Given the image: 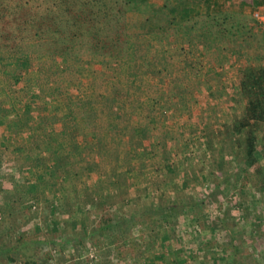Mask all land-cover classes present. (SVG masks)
<instances>
[{
	"label": "trees",
	"instance_id": "16d2710c",
	"mask_svg": "<svg viewBox=\"0 0 264 264\" xmlns=\"http://www.w3.org/2000/svg\"><path fill=\"white\" fill-rule=\"evenodd\" d=\"M258 2L259 0H14V3L10 4V2L0 0V61L9 58L16 62L11 66L13 68H3L5 73L0 74V89H2L0 111L4 102L2 96L8 90L20 91L22 95H27V92L32 90V84L35 82L29 79V82L33 83L30 87H26L28 82L23 77L20 66V64L26 66L28 62L26 57L31 55L38 62L37 72L40 74L49 70V63L46 61L49 57L58 58L64 62L71 57L88 55V58L86 56L79 60L81 63L90 62V57L107 60L114 66H110L107 74L99 69L98 74L102 76L100 78L117 77L118 84H123L126 80L131 81L130 77H133L138 80L133 89L134 93L145 88L142 76L149 74L159 77L171 76L174 73L175 61L180 58L187 60L188 53L194 54L201 50L205 51V54L209 52L214 55L213 65L218 68L222 67L231 49L235 46L236 50L240 49L241 44H238L240 40L252 46L253 34L249 33L251 31L249 17L241 11V8L246 4H251L255 8ZM234 4H236L235 7ZM254 36L259 42L258 47L264 52V31ZM262 57V54L255 56L256 60ZM197 62L201 68L203 57L197 59ZM192 64L190 67L193 66ZM115 65L122 66L124 69L117 70ZM177 67L184 69L183 66L177 65ZM122 73L127 74L128 78H124ZM240 73L239 91L242 100L245 99L241 106V115L235 116L229 125H221L222 129L219 131L223 136L231 138L235 145L231 147L232 158L235 156L233 148L237 146L241 148L248 165H254L256 162L261 164L255 166L254 169V172L260 171V179L254 176L250 189L257 186L261 188L264 186V66L258 62L243 65ZM4 76L7 77L6 80ZM17 85H20L18 89H16ZM48 90L43 87L39 91H42L44 95L46 91L49 92ZM119 90V87L114 84L108 94L119 97ZM100 100L103 102V97ZM42 108L44 107H40L35 112L41 115ZM31 110L32 105L28 101L25 102L24 113L32 115L26 127L29 130L28 140L34 137L37 118H39V115L32 113ZM142 124L143 127L137 136L141 139L152 136L151 128L145 123ZM115 126V123H110L108 128L113 130ZM259 131L263 132L260 138L257 135ZM104 137L105 135L97 136L96 145L102 149L101 154L104 160L110 162L108 177L109 179L117 178L113 183L124 190V175L121 172L122 169L117 172V167H119L118 161L124 155L123 148L127 142L119 138L114 145L110 143L109 145L105 143ZM53 138L57 141L54 144L56 151L60 150V156L66 158V152L64 154L60 148L62 147L61 141L57 140L56 135ZM54 140H51V143ZM102 142L105 145H102ZM223 143L218 149L219 152L224 148L228 149L227 144ZM211 147L215 148L216 145ZM15 148L16 146L13 149ZM14 151L16 150H10V152ZM35 153L36 149L32 150L29 155L25 154V159L32 160L33 163L39 162L34 165L35 179L26 178L23 183L11 182V187L4 189L3 192L13 195L14 208H16V204H22L27 200H46L45 187L56 186L63 190L64 196L58 209L54 208L51 212L66 216V220H69L72 225L76 224L75 236L70 235L68 230L62 233L54 225H51L50 231H47L51 235L47 241L30 240L27 233H22L15 240L11 241L9 238L5 245L3 243L0 245V264H14L15 262L38 264L40 260L42 264H48L56 258L55 254L50 251L48 242L60 246L65 252L67 244L71 243L72 250L76 249V245H80L85 237L99 241L98 238L94 239L95 234L98 233L103 234L105 239L107 238L105 242L107 244L117 241L120 234H114V226L111 223H107L100 229H90L87 233L81 234V231L85 232L86 228L80 216L83 213L78 195L80 191L76 189L74 183L68 182L74 172L73 166L65 163L57 166L48 162L47 158L32 159ZM144 153L141 150L140 154ZM58 160L61 158L56 159V162ZM170 167L174 174L179 173L177 162H171ZM185 175L184 173V177ZM224 181L226 178L223 183ZM93 190L95 191V188ZM200 201L203 202L204 199ZM95 204L94 202L91 205ZM180 208L179 203L173 200L165 206H155L147 213L148 218L153 222L155 235L164 231L160 241V244L164 242L161 249L162 256L159 255L166 264H173L175 261L179 264L178 260L169 256L170 244L165 238L170 237L168 235L170 231H166L165 226L167 224L172 229L171 224L175 220L173 213H178ZM1 211L9 215L16 210L4 207ZM214 217L212 213L206 218V223L213 224ZM121 221L128 222L124 229L125 232L134 229L135 222H131L130 217ZM171 232L174 234V231ZM149 249L152 256L145 257L147 260L154 258L156 254L154 249L149 248V244L145 246L144 253ZM68 260L70 264H74L69 255ZM233 264H242V262L238 257H233Z\"/></svg>",
	"mask_w": 264,
	"mask_h": 264
},
{
	"label": "rangeland",
	"instance_id": "374dc122",
	"mask_svg": "<svg viewBox=\"0 0 264 264\" xmlns=\"http://www.w3.org/2000/svg\"><path fill=\"white\" fill-rule=\"evenodd\" d=\"M3 1L10 2V4L14 3V0ZM258 6L264 8V0H259ZM253 9L254 6L251 4H246L241 8V11L249 17L251 26L249 33L253 34L252 46H248L240 40L238 43L241 44L240 49L236 50V46L233 47L228 54L229 57L223 62L222 68L216 71V80L220 79L219 84L222 85L221 89L220 87L215 88L216 101L213 100L214 103L210 101L212 97L208 94V89L204 83H201L203 75L208 73L207 70L214 67V55L210 53L204 55L201 68H199L197 60L191 57L190 63L193 61V66L190 67L186 77L190 84L188 83L185 89V84L177 85V87H183V92L178 95L190 98V100L195 99V102L190 105L192 112L189 116L185 114L176 119H165L164 122L168 121L169 123L165 125L170 126L169 132L166 133L167 136L173 137L175 131L180 133L179 136H176L179 141L178 146L181 147H179L180 158L177 161V167L183 173L188 172L189 176L185 175L184 180L181 178L179 180L173 173L170 167L173 160L171 161L172 157L170 158L168 151L169 148L170 151L173 149L174 141L171 138L162 139L163 144L160 143V145L165 144L166 146L167 151L162 153L166 159H161L162 156L156 158L154 153L153 157L151 155L153 164L135 173L138 176H136V181L139 184L141 191L139 194L141 195L138 196L132 189L134 195L132 193L131 210H129L128 205L119 208L97 205L87 208L81 205L83 213L80 216L82 219L84 217V228H86V231H81V234L87 233L90 229H100L107 223H111L114 226V234H120L117 241L107 244L105 243L107 238L105 239L103 234L98 233L95 234L94 239L98 238L99 241L90 240L84 236L85 238L81 240L82 243L76 245V249L72 250L71 243L67 244L65 252L61 250L60 246L48 242L50 251L56 256L55 260L48 262V264H70L68 255L71 256L74 264H166L160 257L165 240L170 244L169 256L178 260L179 264H233V257H238L242 264H264V186L250 189L254 182V176L260 179V171L254 172V169L255 166L261 164L256 162L254 165H248L241 148L237 146L233 148L235 156L232 158L231 147L235 146L234 143L228 136L225 137L220 134L219 130L222 127L216 128L217 125H221L236 116L242 106L243 101L239 97L241 66L254 62L264 66V52L258 47L259 42L254 36L264 31V27H260L252 18ZM261 54L262 59L256 60L255 56L258 57ZM86 56L88 58V55L71 57L64 62L58 58L49 57L46 59L49 63V70L41 74L37 72V60L32 55L26 57L28 58L27 65L20 64L23 77L27 82L29 79L35 82V84L30 83L32 90L27 92L28 100H32L33 104L38 105L37 101L42 95V91L39 90H42V87L48 88L53 97H58L59 94L55 91L59 85L63 84L65 88L68 87V91L67 89L63 91L67 97L70 94L72 95L70 97L85 95L89 92L86 89L92 91L96 80L98 81L102 77L98 74L99 69L107 74L110 66L113 67L114 64L107 60H98L97 57H90V62L81 63L79 60ZM62 63L64 64L62 65ZM13 64H16L14 59L1 60L0 74L5 73L1 70L2 67L6 65V69H11ZM115 66L117 70L124 69L122 66ZM182 74L180 70L176 77L179 78V75L182 76ZM4 77L6 80L7 77ZM144 77L146 76H142L143 79ZM153 77L156 78V81L162 80L159 76ZM171 77L168 76V81H165L166 91L154 90L156 96L158 92L170 96L174 89V85H172L174 81L177 80L175 83H180L178 79ZM123 85L126 84L120 85L119 89L121 86L124 87ZM18 86L20 87L17 85L15 88L18 89ZM143 87H147L146 83ZM219 89L220 92H218ZM143 91L141 90L139 94ZM92 92L89 93L92 94ZM5 95H8V99L10 97L9 100L14 99L10 101V106L7 103L9 100L5 101L3 108L6 107V110H11L10 108L14 106L13 109L22 110L21 104H23L22 101L26 100L25 95L17 90L16 92L8 90ZM19 95H21L20 103L17 98ZM33 104L31 103L32 109H34ZM202 108L206 109V113L202 110L204 116L198 118L195 115ZM169 120H172L175 125H171ZM158 128L160 132L164 130V127ZM257 133L258 138H260L263 132ZM222 142L227 144L228 149L224 148L223 151L219 152L218 149ZM15 143L5 147V154L0 151V208L6 207L10 210H16L9 215L5 211L0 214V245L2 243L5 245L9 238L11 241L15 240L22 233H27L30 240L47 241L51 237L50 233H47L50 231L51 225L59 228L62 233L68 230L70 235L75 236L76 224L72 225L69 220H66V216L57 212L52 214L51 210L58 209V207H54V203H52L54 201L27 200L22 204H16V208H14L13 195L3 192L4 189L11 187V182H18L22 178V181H25L24 178L26 177L23 171L19 169L20 166H26L22 164L23 160L19 158V165L14 166V158L9 157L13 153L10 150H15L14 147H11ZM214 144L216 147L212 148L211 146ZM161 152L163 151L161 150ZM7 165L10 166L7 167ZM73 169L81 172L79 166H73ZM147 172L149 174L142 176L143 173L146 174ZM152 175L155 176V181L149 178ZM179 175L184 177L180 172ZM225 178L226 181L223 183ZM141 180L148 183V188H144L147 184L143 186ZM144 190H148L146 191L148 195L142 196ZM202 199H204L203 202L200 201ZM173 200L178 202L181 208L178 213H173L175 220L172 221V229L167 224L165 226L166 231H170L168 234L170 237L166 236L167 238L160 244L164 231L155 235L153 222L148 218L147 213L153 207L165 206ZM212 213L215 215L214 223L207 224L206 218ZM127 217H130L131 222H135V227L130 232L124 231L128 222L121 221ZM171 231H174V234ZM147 244H149V248L154 249V252L156 251L154 258L151 257L148 260L145 257L152 256V253L150 249L144 253L143 250ZM14 264L22 263L15 262ZM38 264H42V261L40 260ZM173 264H177V261Z\"/></svg>",
	"mask_w": 264,
	"mask_h": 264
},
{
	"label": "crops",
	"instance_id": "0c3cea01",
	"mask_svg": "<svg viewBox=\"0 0 264 264\" xmlns=\"http://www.w3.org/2000/svg\"><path fill=\"white\" fill-rule=\"evenodd\" d=\"M204 55H206L205 51H196L194 54L188 53L186 55L187 60H184L185 58H180L176 60L177 63L175 61L174 73L171 75V78L178 79L180 83L177 84L175 83L177 80L174 81V84H172L174 85V89L172 93H170V96L166 94L164 95L162 92H158L157 96L154 94V90H167L164 85H166L165 81H168V77H161V81H156V78H154L152 74L147 75L144 79L142 78L148 88H142L144 91L141 94H139L140 92L134 93L133 89L138 80L130 77L132 81L129 80L128 82L126 80L123 82V84L125 83L126 85H123L124 87L121 86L119 90V97L116 95L110 96L108 94L109 90L112 88V85L119 80H117V77H109L107 79L100 78L98 81L96 80L95 87H93L92 90L93 92L91 89H86L87 92H92V94L88 92L85 95L77 97H70V94L67 97V95H64L63 91L66 89L68 91V87L66 86L65 88L63 84L59 85L55 91L59 94L58 97H53L52 94L46 91V93L42 95V98L37 101L38 105L33 104L32 100H28V95H25L26 100L22 101L23 104H21L22 110L13 109L15 107L12 106L10 108L11 110H6L7 108L4 107L0 111V151L5 154V147L16 142L11 146H16V151L10 154L9 157L14 158V166L19 165V158L23 160L22 164L26 166H20L19 169L25 174L26 177L24 179H35L34 173H36V171L34 165L39 162L33 163L32 160L25 159V154L29 155V153L34 149H36V153L32 155V159L35 158L40 160L42 158H47L48 162L57 166L62 165L63 163L67 165L71 164L72 166H79L81 172H77L76 169L68 182L74 183L76 189L80 191L78 195L80 196L81 205L84 207L86 206L87 208L92 206L91 204L94 202L97 206H115L116 208L128 205L129 210H131L132 189L134 190V193L138 194V196L141 195L139 194L141 191L139 184L136 181L137 175L135 173L140 172L141 169L143 170L153 164L151 159H153L152 157L154 153L156 154V158L163 156L161 159H166L165 155L162 154L167 151L166 146L165 144L163 146L160 145V143L163 144L162 139L171 138V140L174 141V144L172 145L173 149L170 151L169 148L168 151L170 158L172 157L171 161L173 160V162H177L180 158V146H178L179 141L176 138V136H179L180 133L175 131L173 137L171 135L167 136L166 133L170 130V126H167L168 124L165 125L169 122H164V120L176 119L183 117L185 114L189 116L190 112H192L190 105L195 102V99L190 100V98L178 95L183 92V87H177V85L183 83L185 84V87H187L186 84L189 82L186 77L187 73L189 74L190 66L193 63V61L190 63L191 57L194 60H197L204 57ZM185 61H187V63H185ZM176 64L184 67V69L180 67L183 73L182 76L179 75L180 79L176 77L180 71ZM5 67L7 66L5 65L1 68V70ZM219 68L221 69L222 67ZM219 68L214 66L213 69H208V73L203 75L201 80V83L203 82L206 89H208V94L212 97V100H210L211 102H213V100L216 101L214 92L215 88H222V85L219 84L220 79L216 80V71ZM122 75L124 78H128L127 74L125 75V73H122ZM26 84H28L26 87H30V82ZM121 84L115 85L119 87ZM220 89L218 92H220ZM1 91L2 89H0V92ZM123 91L125 93H123ZM123 94H127V97ZM2 97L4 102H7L10 99V97L8 99V95H4ZM101 97H103V102L100 100ZM239 97L241 98L240 92ZM17 98L18 102L21 101V95ZM13 99L14 98L7 102L8 105ZM27 101L30 104H33L34 109L31 111H33L32 113L34 114L36 113L37 116L39 114L35 111L40 107H44L42 108L43 110L41 111V115L37 118L38 121L35 129V135L33 138H30L31 141L27 139L29 130L26 127L28 119L32 117V115L30 116L27 113L25 114L23 108L24 103ZM242 101L244 103L245 99ZM243 103H241V105ZM202 110L206 113V109L202 108L201 110L199 109V113H196L197 115L195 116L198 118L203 117L204 115ZM240 115L241 108L239 112L236 113V117ZM233 118L229 121L227 120L226 122H223L221 125H229ZM169 121H171V125H175L172 123V120ZM110 123L116 124L115 129L110 130V128H108ZM142 123H145L149 126V128H151L152 136L145 137L144 139L137 136V133L140 132L141 128L144 126ZM141 124L143 126H141ZM221 125H217L216 128H221ZM160 126L164 127V130H161V132L158 128ZM54 135H56L57 140L61 141L62 147L60 148L64 154L66 152V158L60 156V150L56 151V146L54 144L57 141L54 140ZM103 135H105V143L107 144L110 143L111 145H114L119 138H123V140L125 139L127 142L123 148L124 155L118 161L119 167H117V172L122 169L121 172H123L124 175V190H121L118 185L113 183L117 180V178L112 177L109 179L108 177L110 175V162L104 160L101 154L102 149L96 145L98 143L97 136L102 137ZM132 136L134 137L133 141ZM129 139L131 140L129 141ZM51 140H54L53 143H51ZM139 141L140 143H138ZM105 143L102 142V145H105ZM141 150L145 152L143 155L140 154ZM161 150L163 152H161ZM58 158H61V160L56 162V159ZM9 166L10 165H7V167ZM179 172L182 176H184L182 171L179 170ZM147 174H149V172L146 174L143 173L142 176ZM185 174L189 176L188 172ZM175 175L179 180L180 178H185L180 177L178 172L175 173ZM149 178H151L152 181H155L154 175ZM22 179L18 182L23 183ZM144 180L147 181L146 178H144ZM142 181L143 180H141V182ZM145 181H143L142 185L145 186L147 184L144 188H148V183ZM94 188L95 191L93 190ZM146 191H142V196L148 195V192ZM44 193L46 199L45 201H54L52 202L54 203V207L59 206V203L62 201V197L64 196L63 190L57 188L56 186H50L49 188L45 187ZM0 214H2L1 210Z\"/></svg>",
	"mask_w": 264,
	"mask_h": 264
},
{
	"label": "built area",
	"instance_id": "2783aa9c",
	"mask_svg": "<svg viewBox=\"0 0 264 264\" xmlns=\"http://www.w3.org/2000/svg\"><path fill=\"white\" fill-rule=\"evenodd\" d=\"M251 16L260 27H264V8L262 6L255 7Z\"/></svg>",
	"mask_w": 264,
	"mask_h": 264
}]
</instances>
